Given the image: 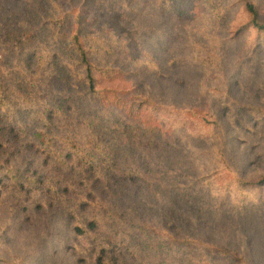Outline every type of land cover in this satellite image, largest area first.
<instances>
[{
    "label": "rangeland",
    "instance_id": "1",
    "mask_svg": "<svg viewBox=\"0 0 264 264\" xmlns=\"http://www.w3.org/2000/svg\"><path fill=\"white\" fill-rule=\"evenodd\" d=\"M246 2L264 23V0H0V264H152L128 240L101 251L98 201L231 254L210 264H264V31ZM74 33L119 71L79 110L119 163L99 175L52 156V105L82 88ZM125 93L158 106L140 116L155 147L109 104Z\"/></svg>",
    "mask_w": 264,
    "mask_h": 264
},
{
    "label": "trees",
    "instance_id": "2",
    "mask_svg": "<svg viewBox=\"0 0 264 264\" xmlns=\"http://www.w3.org/2000/svg\"><path fill=\"white\" fill-rule=\"evenodd\" d=\"M245 10L249 15V22L252 27L264 31V23L260 20L256 6L246 2ZM55 25H58V23H55ZM69 36V43L65 45L64 49H69L72 54L70 60H73L74 68L79 71L82 88L75 93L63 96L62 101H66V103H61V99H59V102L56 101L52 105V156L59 161L64 150H66L68 158H75L79 162L81 160L83 163L81 168L85 169L86 172L99 175L108 167L117 166L118 168L119 163L115 160V157L107 155L105 148L100 146L99 134L94 129L97 125L98 114L89 110L85 115L79 110L81 106L86 105L87 102L85 101H90L91 95H97L96 90L100 76L113 81L117 78L115 75L119 71L108 67H98L91 60L90 51L83 43L81 36L77 33ZM123 95L126 97H117L115 101L109 104L121 110L126 109L127 113H125L128 119L137 121L141 130L147 133V139L149 140L147 145L150 148L155 147V137L160 133L159 128L153 125L150 126L148 119L142 120L143 118L140 116L141 113L145 115V111L149 107L152 110H157L156 107L158 106L138 96L128 97L127 93ZM137 98L141 102L135 105ZM180 113L198 118L201 123L209 122L201 117L212 118L210 114L198 109L180 111ZM46 136L47 134L42 130L35 133V138L40 141ZM148 152H152V149ZM126 174L130 175L131 178H139L140 176L139 173L132 170V167L124 168V177H127ZM143 178L147 177L144 176ZM106 203L101 201L94 203L96 207L92 219L88 223L94 232L99 228L104 230L106 239L99 245L103 252L108 250L111 241L118 239V244H124L122 242L128 240L126 241V249L138 250L152 264H165L170 261H175L177 264H210L213 256L228 257L231 255L226 250L192 237H177L175 234L154 227L133 213L129 212L133 216L128 215L129 213L119 208L120 206L114 207L115 205L110 206ZM79 230L82 232V229L79 228Z\"/></svg>",
    "mask_w": 264,
    "mask_h": 264
}]
</instances>
